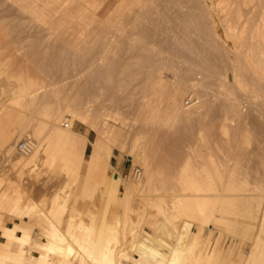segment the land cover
Listing matches in <instances>:
<instances>
[{"label": "rangeland", "instance_id": "rangeland-1", "mask_svg": "<svg viewBox=\"0 0 264 264\" xmlns=\"http://www.w3.org/2000/svg\"><path fill=\"white\" fill-rule=\"evenodd\" d=\"M224 1L0 0V125L3 127L0 137H15L11 153L0 139V199L4 192L12 194L15 190L16 196L34 200L39 210L48 211V207L54 206L64 211L65 222L76 213L77 220L95 225V230L102 227L109 230L111 225L115 229L117 221H124L121 205L124 188L133 181L143 184L149 174L147 182L131 192L128 206L132 225L129 220L128 224L133 229L127 225L132 232L129 234L122 228L123 233L119 226L123 234L119 232L121 245L116 253L120 252V264H139L146 257L151 264H158L136 245L142 243L163 252L167 248L161 244L168 241L172 246L169 251L177 245L173 238L182 236L178 229L184 222L178 223V231L165 224L163 217L156 216L154 201L170 202L171 196L183 194L179 186L181 177H198L197 181H204L213 169L221 178L217 187L222 199L228 200L233 211L225 215L217 213L222 219L226 216L227 223L221 221L227 226L212 224L201 229L194 222L188 229L183 224L182 231H189H185L187 237L183 236L187 239L182 241L185 243L182 249L186 247L182 252L188 261L191 257L205 258L212 250L217 255L219 252L214 264L250 262L257 242L264 240L261 229L264 225V81L248 66L244 52H229L224 44L215 42L214 31L224 35L225 18L233 23L240 17L238 27L246 26L250 42L256 25L264 24V0L251 5H244L242 0H227L228 8L223 12L217 5ZM100 32L105 36H100ZM103 52L106 54L104 73H97V69L85 72L90 60ZM27 73L34 77L41 75L52 86L45 95L40 90L36 99L23 96L15 100L16 110L12 109V115L2 119L11 100L22 93ZM235 78L245 80L248 91L239 89L234 84ZM176 89H184L180 107L188 113V119L168 118L167 98ZM144 97L149 110L146 114L141 110L145 106ZM191 98L197 104L185 109ZM89 101L95 108L87 109ZM77 114L84 115L98 128L80 122ZM38 125L41 126L38 138L29 135ZM54 125L70 132L72 139H87L77 181H72L73 176L65 175L59 167L29 169L25 161L30 154L18 150L26 139L32 140L35 147L40 142L44 144ZM100 134L112 147L108 179L103 181L98 177L97 182L85 183L86 164ZM144 149L145 159L133 162L131 151L139 154ZM146 165H149L148 174ZM136 171H140L139 177H135ZM116 173L121 188L112 197L110 185ZM143 212L146 220H140ZM24 216L0 208L3 226L17 223L27 226V238L34 243L43 241V230L49 228L46 216L38 213L23 220ZM101 223L104 226L100 227ZM229 223L230 231L225 228ZM164 229L167 234L166 230L163 233ZM167 235L172 239H165ZM194 235H197L195 240ZM136 239L138 243L134 242ZM191 241L197 245H191ZM0 242H5L1 229ZM132 244L136 247L129 250ZM188 246H192L193 252ZM186 250L192 256L186 255ZM32 254L38 255L34 251ZM73 258L74 264L81 262ZM51 260L55 264L62 262L58 256H52ZM188 261L186 264L191 263Z\"/></svg>", "mask_w": 264, "mask_h": 264}, {"label": "bare ground", "instance_id": "bare-ground-1", "mask_svg": "<svg viewBox=\"0 0 264 264\" xmlns=\"http://www.w3.org/2000/svg\"><path fill=\"white\" fill-rule=\"evenodd\" d=\"M135 1L138 2V0H135ZM256 1L257 0H242L244 5L255 4ZM36 2H34V3H36ZM228 4L229 3L226 0V1H224V4L218 3L217 6H220L221 10L223 12H225V10L228 8ZM29 8H31V7H29ZM225 19H226L225 22L227 24L225 33H224V35H220L216 31H214V37L216 39L215 42L218 41V42L224 44L225 47L229 50V52L230 51H232L233 53H235L237 51L244 52V56L247 60L248 66L255 72L256 75H258V77L261 80L264 81V24L261 23V25L259 24L258 27L256 25V27L254 28V31H252V36H250L251 40L249 42V40H247V36H246V28H245L246 26H243L242 28L238 27L239 26L238 24L240 22V17L237 18L236 22L234 21L235 23L234 22L232 23L228 18H225ZM99 34H100V36L101 35L105 36V34L103 32H100ZM105 61H106V54L104 52L102 54L97 55L96 57L94 56V58H92L90 60L89 65H88L85 72H87L88 70L94 71L95 69H97L96 70V71H98L97 73L101 74L102 70L105 69V68H103L104 67L103 64H105ZM102 73H104V72H102ZM80 74H82V73H79V75ZM84 74H86V73H84ZM38 76L39 77L36 76L37 77L36 78L34 76H31V74H29V73L26 74V79L23 83V88L21 90L22 93L20 95H18V97L11 100L12 103L7 106L8 107L7 110L6 109L4 110L5 113L2 112V113H4L3 116H1L2 119L10 117L12 115V113H11L12 109L14 111V109L17 108L14 105H18V101L15 102V100L20 99L21 97L23 98V96L29 97L30 99H36L40 93L39 92L40 90H41V92H44V95H45L46 90L50 86H52L51 82L48 83L46 78H42L41 75H38ZM99 76H101V75H99ZM238 78H235V80L233 79L234 84L239 89H241L242 91H248L249 87L244 82L245 80L243 81V79L240 80ZM66 80H67V78H66ZM55 84H57V83H55ZM183 93H184V89H176V90L172 91L167 98L168 118L172 121L180 120L182 118L188 119L187 118L188 113L186 112V114H185L184 111L182 112V110H181L182 108L180 107L182 95H184ZM64 101H68V99H64ZM146 101H147V99L144 97L143 102L145 104H143V106L144 105L145 106H144V108H141V110L143 109L142 111H144L145 114L149 112V110L147 112L148 106L146 105V103H147ZM148 102H149V99H148ZM195 104H197V103H194L192 106H194ZM4 105L6 106V104H4ZM92 105H93V102L89 101L86 104L87 109L88 110L92 109V107H94ZM192 106H190V107H192ZM190 107H187L185 109H188ZM142 114H141V116H142ZM104 116L108 117V115H104ZM76 118L82 123L90 125L91 127H95V129L98 128V126L96 124L91 123L92 121L91 122L88 121L87 118L82 114H77ZM190 119H191V117H190ZM42 121H45V120H42ZM33 129H32L33 132L30 131L32 134H30V132H29V135H32V136L38 138L41 126L38 125V126L34 127ZM2 130H3V127L0 125V133L2 132ZM1 138L3 140L2 146L7 150V152L11 153L13 151L12 148H13V144L15 142V140H14L15 137L11 136V135L10 136L4 135V137L2 136V137H0V139ZM85 146H86V141L84 139H82L80 137H78L77 139H72V134L70 132L65 131V130L54 125L50 137L48 139H46V142L44 144H42L40 142L35 147V143H34V148L32 149V151L30 153H28V154H30V157L28 159H26V161H25L26 166L29 169L30 168H36V167H44L47 169H54V168L59 167L62 172H65V175L69 174V175L73 176L74 180H72V178H71L72 181H77L78 177H79V170L81 169V167L84 164ZM3 147H2V150L5 151V149H3ZM93 151L90 154V159L87 161V164H86L87 165V173L84 175L85 183H88V182L90 183V181H95L98 177H99V180L107 181V179H108L107 170H108V167L110 165V158L112 156V147L110 145H108V143H106L105 136L103 134L102 135L100 134L98 136L96 142L94 143ZM143 155L145 156V149L142 152H140L139 154H134V151L132 150L131 154L129 156L133 160V162H135L136 160L139 161L138 159H140V158L145 159V157ZM16 160H17L16 161L17 163L20 162V159L18 157ZM145 168L147 169L146 171L148 174L149 173L148 172L149 171V169H148L149 165H146ZM185 169H187V168H185ZM212 171H213V169L210 171V173L208 175H206V178H204V181H201L200 179L197 181L198 177L197 178H189V177H184V176L181 177L179 186L181 187L180 190H181V192L183 191V194L171 196L172 200H170V202H168V203H165L163 201H158V200L154 201V208H156V216L163 217V218H161V217L160 218L164 219L165 224H169L170 226H172L174 228V230L179 228L178 223L179 222L181 223V221L184 222L183 224L185 226H187L188 229H189L190 225L194 222H195V224L197 223L196 225H198L199 228H201V229L204 227H211L212 224L217 225V226L221 225V224H222V226H224V225L227 226V224H224L225 222L227 223V221H225V220H227V218H225L226 216L223 217L225 219L224 220L220 216L218 217L217 213H219V214L222 213L225 215L227 213L229 214V212L233 211V209L231 210L230 207H232V206L228 204V200L223 201V199H222L223 197L221 196L222 193L220 194V192H221L220 187H217L219 185V181L221 180V178L216 173L215 170L213 172ZM148 176L150 177L149 174L146 177L148 178ZM147 178L145 179V182H143V184L147 182L146 181ZM222 180H223V178H222ZM95 182H97V181H95ZM95 182H92V183H95ZM220 183H222V181ZM143 184H140V185L143 186ZM140 185L133 181L132 184H130L129 186H127L125 188L123 187L125 192H124V196L122 197L121 205H122V208L124 210V213L122 212L124 214L123 215L124 221H117L115 223V227H114L115 229H113V226L111 225L112 229L110 226L109 230L108 229H105V230L102 229V228H104V227H102V225L104 226V224H102V223L100 225V227H102L100 230L99 229L95 230V228H94L95 225L93 226V224L89 225V226L85 225L82 222V220H77L78 217L76 216L77 215L76 213L72 217V220L71 219H70V221L66 220V222H65L64 218L66 217L65 216L66 213L64 211L58 210L54 206L48 207L49 208V209L47 208L48 211L45 209H44L45 211L41 210V209L39 210L37 204L31 198H29V197L28 198H20L19 195H17V196L15 195V194H17V192L15 190L12 193L13 195L9 194L7 192H4L2 194V199H0V208L8 210L11 213L18 212L22 215H25L23 217V220L24 219L27 220V219L33 217V215L36 216V214L41 213L44 216H46L47 225L49 226V228H46L43 230L44 240L43 241H37V243H34L29 238H27V234L29 232V228L27 226H22V225L17 223L11 227H5L2 225V220L0 219L1 236L5 240V242H3V243L0 242V264H55L51 260L52 256H58L62 261V262H59L60 264H74L72 261V257L80 259L79 261H81V262L79 264H120V262L118 260L120 252L116 253V251H117L116 248L118 245H121L120 244L121 243L120 233L123 232L122 228H125L126 230H128L129 234H130V232H132V231H130L133 228H132V226H130L131 222L129 219H131V218L129 217L130 212H129L128 202L130 200L131 192L134 193L135 191H137V189L141 188ZM110 186L112 187L111 195H112V197H114V195H115L114 191H116V189H119V187L121 188V184H120L117 173L112 178V184ZM138 186H140V187L138 188ZM75 198H77V197L75 196ZM74 203L75 202H73V205H76V203L75 204ZM76 209L74 208V212H76ZM78 210L79 209H77V211ZM146 212H148V211H146ZM78 213H79V211H78ZM119 213H121V212H119ZM233 213L234 212H232V215H233ZM148 214L149 213H147V216H148ZM139 215H141V214H139ZM119 216H118V218H119ZM123 216L121 217V219L123 218ZM130 216H132V214H130ZM144 216L146 217L145 212L142 213L140 220H142L144 218ZM128 220H129L130 224H128L129 223ZM133 220H134V218H133ZM144 220H146V218H144ZM157 220H159V219H157ZM213 220H215L214 223H213ZM221 220H224V223H222L223 221H221ZM159 221H161V220H159ZM159 221H157V222H159ZM164 221H162V222H164ZM230 221H231V219H230ZM261 222H262V220H261ZM137 223H138V221H137ZM183 224L181 225V227L184 229L185 226H183ZM231 224H232V221H231ZM262 224H264V223H262ZM262 224H261V226H262ZM106 225H108V224H106ZM127 225H129L131 227L130 230H129L130 227ZM134 225H135V223H133V226ZM163 225L164 224L162 223V226ZM119 226L121 227L120 228L121 232L119 231ZM138 226H139V224L137 225V227ZM165 226L168 230L169 226L167 227V225H164V227ZM228 226L230 227V223ZM126 227L127 228L129 227V228L127 229ZM140 227H141V225H140ZM158 227H160V226H158ZM229 227H225V228H228L227 230L230 231L232 228L231 227L229 228ZM105 228H106V226H105ZM182 228L178 229L179 230L178 234H180V235L182 234V236L178 237V239H177L176 237L178 235H176V237L173 238V239L177 240V242L174 240V242L177 245H175V247L173 246V248L170 249L169 251H168V248H171L172 246L170 245L171 243L169 244L168 241H166L164 244H161V246H163L162 248H164V246L167 248V249H163V252L158 250V248L147 246V245H144L142 243L140 244L141 246L139 244L138 245H136L135 243L134 244L137 247L138 246L142 247L144 254H146L147 256H150L158 264H186L188 261V260H186V257L188 258V256L185 257L184 253L182 252V250L185 251L184 249L186 248L185 247L184 249H182L184 247V246L182 247V245L185 244V243H183L184 242L183 239L184 240L187 239V238L186 239L184 238L188 234V232H185V231H189V230L188 229L187 230L185 229V231L183 230L186 233L185 234L182 231ZM261 229L264 230V225H263V228H261ZM165 230L166 229L163 230L164 234H165ZM178 230H176V231H178ZM168 231L170 232L171 230L169 229ZM168 231L166 232V234L168 233ZM225 231H226V229H225ZM123 233H121V234H123ZM155 233H156V230H155ZM95 234H96V237H95ZM125 234H127V232ZM129 234H127V235H129ZM132 234L135 235L136 233H134V231H133ZM137 234H138V232H137ZM167 236L165 237V239L166 238H168V240H170L169 238L172 239V237H170V235L168 237ZM195 236H197V235H194L193 239L197 238ZM125 237H128V236L125 235ZM134 237H132L130 239L135 240ZM137 239L134 242H137ZM125 240H126V238H125ZM257 240H259V239L257 238ZM122 241H123V238H122ZM154 242H156V241H154ZM194 242L195 241H193V242L191 241V243H192L191 245H194ZM125 243H127V242H125ZM130 243H129V245H130ZM134 244H132V246L130 247L131 249L129 248V250L133 249L132 247L135 246ZM195 245H197V244H195ZM126 246H128V244ZM27 247H29L30 249H27ZM188 247H190V246H188ZM190 248H188L189 251L193 252L192 250H194V249H192V246ZM193 248L196 249V247H193ZM33 251L37 252L38 255H33L32 254ZM191 252L188 253V251H187L186 252L187 254L186 253L185 254L188 255V254H191ZM211 253H212V250H211ZM211 253L208 255H205L206 256V257L204 256L205 258H202L201 256H200L201 258H197V257L193 258V257H191L193 254L192 253L190 256L192 259L191 258H190L191 260L189 259L191 261L190 264H203V263L204 264H214L215 263L214 260H216V259L218 260L219 252H218V255H217V252H215L216 254L215 253L211 254ZM123 254H125V253H123ZM29 256L32 257L34 260L29 259L28 258ZM75 258H73V259H75ZM123 258H125V257H123ZM190 261H188V263ZM249 261L250 262H248L247 264H263V262H264V240L263 239L259 240L257 242L255 249H253V252H252V255H251ZM139 264H151V262L146 257V258H144V260L142 262L140 261Z\"/></svg>", "mask_w": 264, "mask_h": 264}, {"label": "built area", "instance_id": "built-area-1", "mask_svg": "<svg viewBox=\"0 0 264 264\" xmlns=\"http://www.w3.org/2000/svg\"><path fill=\"white\" fill-rule=\"evenodd\" d=\"M193 104L194 103L192 101V98L189 99V101H187L186 108L192 106ZM65 126L68 128L69 124L66 123ZM33 148H34V142L30 139L29 140L26 139V140L22 141L18 146V150L24 155H27L28 153H30ZM139 176H140V171H136L135 177H139Z\"/></svg>", "mask_w": 264, "mask_h": 264}, {"label": "crops", "instance_id": "crops-1", "mask_svg": "<svg viewBox=\"0 0 264 264\" xmlns=\"http://www.w3.org/2000/svg\"><path fill=\"white\" fill-rule=\"evenodd\" d=\"M84 140H86L87 141V139L86 138H83ZM25 220V219H24ZM33 236V235H32ZM139 262V261H138Z\"/></svg>", "mask_w": 264, "mask_h": 264}]
</instances>
